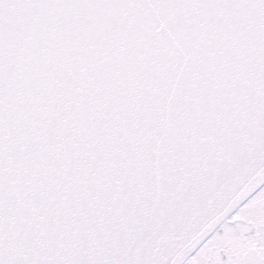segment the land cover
I'll return each mask as SVG.
<instances>
[{"label": "snow or ice", "instance_id": "1", "mask_svg": "<svg viewBox=\"0 0 264 264\" xmlns=\"http://www.w3.org/2000/svg\"><path fill=\"white\" fill-rule=\"evenodd\" d=\"M0 264H264V0H0Z\"/></svg>", "mask_w": 264, "mask_h": 264}]
</instances>
